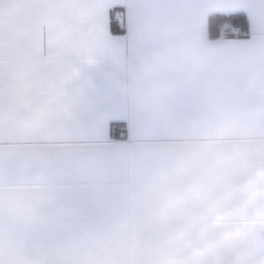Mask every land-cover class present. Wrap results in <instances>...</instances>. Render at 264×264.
I'll return each mask as SVG.
<instances>
[{"label": "crops", "instance_id": "1", "mask_svg": "<svg viewBox=\"0 0 264 264\" xmlns=\"http://www.w3.org/2000/svg\"><path fill=\"white\" fill-rule=\"evenodd\" d=\"M106 69L86 101L106 151L127 161L126 248L146 264H264V0H80ZM122 15L124 28L112 21ZM42 0H0V44L48 26ZM213 15H243L220 38ZM124 71L123 79L115 73ZM187 97L171 130L161 102Z\"/></svg>", "mask_w": 264, "mask_h": 264}, {"label": "snow or ice", "instance_id": "2", "mask_svg": "<svg viewBox=\"0 0 264 264\" xmlns=\"http://www.w3.org/2000/svg\"><path fill=\"white\" fill-rule=\"evenodd\" d=\"M48 26L17 48L0 44V264H146L126 248L127 161L106 151L86 101L106 69L87 63L80 0H42ZM115 75L123 79L125 72ZM144 122L171 130L187 97Z\"/></svg>", "mask_w": 264, "mask_h": 264}, {"label": "trees", "instance_id": "3", "mask_svg": "<svg viewBox=\"0 0 264 264\" xmlns=\"http://www.w3.org/2000/svg\"><path fill=\"white\" fill-rule=\"evenodd\" d=\"M238 22H241L242 26H245V17L243 15H213L210 19V28L213 30L212 35L215 36V31H217L220 26L228 23L237 24Z\"/></svg>", "mask_w": 264, "mask_h": 264}, {"label": "built area", "instance_id": "4", "mask_svg": "<svg viewBox=\"0 0 264 264\" xmlns=\"http://www.w3.org/2000/svg\"><path fill=\"white\" fill-rule=\"evenodd\" d=\"M112 21L119 23L121 28H124V23L122 19V15L120 13H116L112 15ZM217 35L220 38H230V37H238L241 36L242 33L238 28H233L232 26H225L219 28L217 31Z\"/></svg>", "mask_w": 264, "mask_h": 264}]
</instances>
